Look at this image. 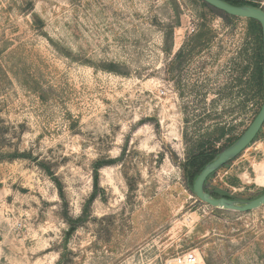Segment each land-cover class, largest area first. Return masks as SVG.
<instances>
[{
    "label": "rangeland",
    "instance_id": "obj_1",
    "mask_svg": "<svg viewBox=\"0 0 264 264\" xmlns=\"http://www.w3.org/2000/svg\"><path fill=\"white\" fill-rule=\"evenodd\" d=\"M216 11L0 0V264H165L192 251L264 264V206L212 208L183 169L202 146L234 143L263 102L250 80L262 44ZM207 186L264 194V124Z\"/></svg>",
    "mask_w": 264,
    "mask_h": 264
},
{
    "label": "water",
    "instance_id": "obj_2",
    "mask_svg": "<svg viewBox=\"0 0 264 264\" xmlns=\"http://www.w3.org/2000/svg\"><path fill=\"white\" fill-rule=\"evenodd\" d=\"M209 7L222 12L230 17L256 21L262 31V56H263V89H264V11L261 8L250 6H232L221 0H200ZM264 124V94L263 102L259 112L253 119L245 132L229 147L218 153L215 158L205 165L196 177L192 193L200 202L224 211L248 213L264 206V194L250 201H234L224 198L215 199L204 191V184L207 178L237 158L249 145L253 143Z\"/></svg>",
    "mask_w": 264,
    "mask_h": 264
},
{
    "label": "trees",
    "instance_id": "obj_3",
    "mask_svg": "<svg viewBox=\"0 0 264 264\" xmlns=\"http://www.w3.org/2000/svg\"><path fill=\"white\" fill-rule=\"evenodd\" d=\"M221 1H223L229 5L237 6V7L250 6V7L260 8L257 4L246 1V0H221ZM200 2L203 6L208 7L213 11L215 10V9L209 7L208 5H206L205 3H203L202 1H200ZM216 12H218V11H216ZM221 14L225 18H228V19H237L236 17H230L224 13H221ZM247 22L249 24L250 34L252 35V37L254 36V39H256V40L258 39L260 41V45H261L262 44V31H261L260 25L256 21H253V20H247ZM202 37H203V35L198 37V40H197L198 43H201L202 39H204ZM260 53L261 54L256 56V62L254 65L255 68L253 69L250 80L252 81L254 86H256V85L260 86V89H262L264 91V89H263V56H262L261 51H260ZM246 70H248V67H246V69L244 70V73L246 72ZM244 73L242 72V74H244ZM225 135H226L225 130L220 129L219 138H224ZM200 149L198 150L197 153L188 157L186 160V163L183 165L184 172L188 176L187 178L189 180V184L191 185L190 187L193 186V183H194L196 177L199 175V173L202 171V169L205 167V165L210 163L215 158V156L218 153H220V151H218L216 149H210V150H205V149L200 150ZM226 165H228V164H226ZM213 175H214V173L207 178V180L204 184V191L207 192L211 197H213L215 199L224 198V199H228V200L237 201L238 199L233 198L230 195H227L225 193H221L220 191H218L216 189L208 188V186H207L208 180ZM251 200H253V199H251ZM248 201H250V200H248Z\"/></svg>",
    "mask_w": 264,
    "mask_h": 264
},
{
    "label": "built area",
    "instance_id": "obj_4",
    "mask_svg": "<svg viewBox=\"0 0 264 264\" xmlns=\"http://www.w3.org/2000/svg\"><path fill=\"white\" fill-rule=\"evenodd\" d=\"M165 264H206L202 256L197 251L178 255L168 261Z\"/></svg>",
    "mask_w": 264,
    "mask_h": 264
},
{
    "label": "flooded vegetation",
    "instance_id": "obj_5",
    "mask_svg": "<svg viewBox=\"0 0 264 264\" xmlns=\"http://www.w3.org/2000/svg\"><path fill=\"white\" fill-rule=\"evenodd\" d=\"M205 43H207V44H208V41H207V42L205 41ZM203 47H204V46H203ZM206 50H207V49H206Z\"/></svg>",
    "mask_w": 264,
    "mask_h": 264
}]
</instances>
